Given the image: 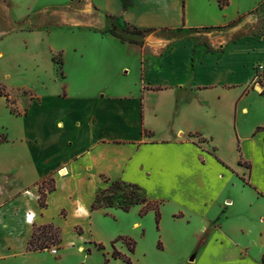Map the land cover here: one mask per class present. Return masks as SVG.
I'll list each match as a JSON object with an SVG mask.
<instances>
[{"label": "crops", "instance_id": "crops-1", "mask_svg": "<svg viewBox=\"0 0 264 264\" xmlns=\"http://www.w3.org/2000/svg\"><path fill=\"white\" fill-rule=\"evenodd\" d=\"M129 1L0 0V83L23 107L17 114L0 96V264L32 258L34 226L59 227L63 239L80 227L93 239L110 218L130 224L133 251L114 248L136 262L141 205L91 208L113 181L184 217L190 239L176 264H264V93L252 83L264 66V0ZM248 22L261 34L232 36ZM81 36L93 40L91 67L79 65ZM35 61L47 62L41 83L29 80ZM19 68L28 74L13 92ZM45 178L53 189L41 206Z\"/></svg>", "mask_w": 264, "mask_h": 264}, {"label": "rangeland", "instance_id": "rangeland-1", "mask_svg": "<svg viewBox=\"0 0 264 264\" xmlns=\"http://www.w3.org/2000/svg\"><path fill=\"white\" fill-rule=\"evenodd\" d=\"M264 12V8L261 9ZM262 18V17H261ZM85 27H89V25H84ZM235 30H232V36L238 35L240 33H253V34H261V23H245V24H238L235 25ZM127 32H133V29L128 25L124 26ZM100 34V33H99ZM82 37V43L85 45L84 55L79 62V65H84L86 67H91V65L96 64L94 61V57H90V48L93 46L92 41L89 38L86 40ZM99 58H102L99 56ZM53 60L55 61L54 64L56 65L57 74H61V64L62 58L61 55L53 56ZM35 64H40V70H37V67H34L35 70L29 72V80L32 83H41L42 77L47 74V62L45 61H35ZM47 70V71H46ZM127 70V69H124ZM23 74V75H22ZM26 74L22 71L21 68L16 70V79L15 84H13V92L16 91V86H21V82L24 78L22 76H26ZM85 75H89V72H85ZM130 78V74H127ZM28 80L27 83H31ZM80 81H84V78L81 77ZM13 83V82H12ZM30 85V84H29ZM3 87V85H1ZM34 86H37L34 84ZM32 90L30 89H21L20 92L22 93H31ZM13 103L15 101L10 98V106L13 111L22 113L23 107L15 106ZM96 196H98L96 205L106 210L107 214L112 213V209L120 208L121 207H128L136 201H140L142 198H145L143 194L132 185H127L125 183H121L120 181H113L111 182L105 189L97 192ZM147 201L155 204L158 206L159 204V211H160V219L158 224L155 220V211L153 212L147 210L143 215H136L138 218L141 219V225L144 230V236L139 239H135L138 242V249L135 253L136 262L127 263L122 258L120 260L113 259L111 257L112 246H115L119 249L121 245L125 248H128V243L125 239H132L126 236H123V233L127 231L128 227L130 226L127 221L118 223V221H111L106 219V223L100 225L99 232L91 233L93 239L88 237H83L85 231L83 228L75 227L73 229V234L77 237V239H63L61 234V229L59 227H55L53 225L50 226L49 229H44L43 231L41 228L34 230V235L32 239V245L29 247L27 245V253L32 255V258H27L23 260H18L17 264H176L177 263V256L176 253L179 248L186 247L184 243L185 239H190V229L187 230L186 222L184 221V217L180 219H172L170 215L166 214L169 209L165 207V209L161 210V201H150L145 198ZM141 206L144 203H140ZM132 211L125 212L124 215L130 217L132 215ZM163 213V214H162ZM143 219H142V218ZM128 218V220H132ZM108 221V222H107ZM201 224V223H200ZM203 225L201 224L197 229H199L197 233H201ZM171 233L176 235V239H180L181 241L174 244L170 237ZM96 234V235H95ZM118 234H121L117 236ZM114 235V239L116 240L115 244L112 242L107 246H104L103 249L98 250L97 245L99 244L98 241L94 239H108L109 237ZM134 242V240L132 239ZM52 245L56 246V253L53 254L50 252V247ZM123 247V248H124ZM129 252H131L129 250ZM193 253L189 254L187 257V262L189 258H191ZM105 258L109 259L105 262ZM185 258V257H184ZM186 260V259H185ZM123 261V262H122Z\"/></svg>", "mask_w": 264, "mask_h": 264}, {"label": "trees", "instance_id": "trees-1", "mask_svg": "<svg viewBox=\"0 0 264 264\" xmlns=\"http://www.w3.org/2000/svg\"><path fill=\"white\" fill-rule=\"evenodd\" d=\"M122 1H123V6H124V7L128 6L129 3H130L129 0H122ZM129 27H131V26H129ZM131 28L133 29V32H127L126 29H125V27L123 28V32H125V33H130V34L143 35L144 33L150 32V30H151L150 28H143V29H138V28H136V27H131ZM109 32H110V34H112V35H114V36H116V37H118V38H121L120 35H118V34L115 33L114 31L110 30ZM1 95L5 96V98L7 99V101L10 102V99H9V95H8V93L5 91L4 86L2 87V86H1V83H0V96H1ZM16 113L19 114L18 112H16ZM6 141H7V135H6L5 133L0 132V143H2V142H6ZM132 186H133V185H132ZM52 189H53V184H52L51 179H49V178H45V179H43V180L40 182V187H39V189H38V190H39V193H40V198L38 199V201H39V204H40L41 206L44 205V202H43V201H44V198H45L46 193L49 192V191H51ZM97 198H98V196L95 197L94 202H93V204L91 205V208H92V209H95V208L99 207L98 205L95 204L96 201H97ZM154 202H156V201H154ZM140 203H144V205L141 206V209H140V211H139V214H140V215H143V214H145V212H146L147 210H149V209H153V210L155 211V220H156V223L158 224L159 219H160L159 204H158V206H157V205H155V204H153V203L147 201L145 198H142L140 201H136V203H134V204H140ZM132 205H133V204H132ZM130 206H131V205H130ZM130 206H128V207H123V208L121 207V209L124 210V211H127V210H129ZM50 226H51V225L34 226V228H33V232H32V235H31V238L29 239L27 245L30 247V246L32 245V243H33V242H32V239H33V235H34V230H36V229H38V228H41V230L43 231L44 229H49ZM37 227H38V228H37ZM35 228H36V229H35ZM125 240H126L127 243H128V248H129V250H130V251H133V243H134V242L132 241V239H125ZM96 247H97L98 250L103 249V246L100 245V244H98ZM112 247H113V251L111 252V257H112V258H115V259H116V258H122L125 262L130 263L129 258H127V257L123 256L122 254H120V253L114 248V246H112ZM107 261H108V259L105 258V262H107Z\"/></svg>", "mask_w": 264, "mask_h": 264}, {"label": "built area", "instance_id": "built-area-1", "mask_svg": "<svg viewBox=\"0 0 264 264\" xmlns=\"http://www.w3.org/2000/svg\"><path fill=\"white\" fill-rule=\"evenodd\" d=\"M252 83H253V85L257 86L259 92L264 93V66H263V64L257 63L254 66V77H253ZM39 187H40V183L37 185L38 189H39ZM35 196L37 199L40 198L39 190L37 191ZM26 218L31 219L32 214L31 213L26 214ZM50 252L53 254L56 253V246L55 245H52L50 247Z\"/></svg>", "mask_w": 264, "mask_h": 264}]
</instances>
